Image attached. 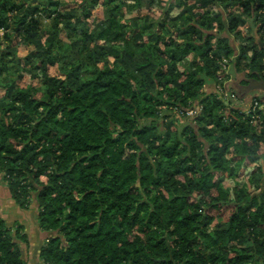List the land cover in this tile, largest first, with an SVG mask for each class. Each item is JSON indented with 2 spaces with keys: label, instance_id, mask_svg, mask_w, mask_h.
<instances>
[{
  "label": "trees",
  "instance_id": "trees-1",
  "mask_svg": "<svg viewBox=\"0 0 264 264\" xmlns=\"http://www.w3.org/2000/svg\"><path fill=\"white\" fill-rule=\"evenodd\" d=\"M44 1L41 8L0 0V26L12 30L0 38L1 63H11L0 67V87L7 90L0 98V175L22 209L37 198L39 225L49 234L43 263L264 264L263 173L245 162L264 146V132L257 134L242 109L222 106L216 94L202 100L203 81L192 70L177 89L168 85L184 73L172 77L160 64L159 89L152 92L125 70L101 68L100 43L126 42L120 23L111 18L90 32L81 7L68 13L56 0ZM223 1L241 4L249 16L263 6L261 0ZM43 13L54 18V33L40 57L26 62L43 85L20 89L16 47L43 40L37 17ZM249 41L236 59L239 71L263 67L264 50ZM206 46L212 48L208 76L216 78L232 50L223 41L215 47L211 36ZM166 47L161 56L174 49L185 55L191 45ZM54 64L58 75L45 76ZM196 102L204 115L195 124L180 115L167 121L174 108L186 114ZM259 115L264 125V109ZM229 169L232 188L222 180ZM22 245L29 246L24 227L0 216V264H28Z\"/></svg>",
  "mask_w": 264,
  "mask_h": 264
},
{
  "label": "crops",
  "instance_id": "crops-1",
  "mask_svg": "<svg viewBox=\"0 0 264 264\" xmlns=\"http://www.w3.org/2000/svg\"><path fill=\"white\" fill-rule=\"evenodd\" d=\"M27 3L40 5L45 7L48 2L44 0H23ZM63 4V12H77L76 10L84 11L86 16L84 22L87 25L88 31L95 32L98 28H105L110 24V19L114 18L125 30L126 42L118 41L117 46L110 47L106 42H101L96 48L98 60L102 59L98 64L101 68H115L125 70L136 76L141 84L152 92L159 89L161 71L160 64L166 67V72L173 77L175 72L181 71V79L178 81L172 78V83L168 87L176 86L180 89L182 79L192 70L197 79L202 80L203 84L200 87V98L203 100L216 94L217 79L213 76H208L213 67H207V52L212 50L208 46L204 47L209 37H212V44H219L220 41L227 43L231 48L232 53L227 58L230 60L226 80L228 89L235 94L236 108L245 110L244 104L251 102L255 98H260L264 101V58L262 60L263 67L252 65V70L239 71L236 67V59L242 54L243 44L250 39L249 47L256 46V49L264 50L262 45L260 20L256 18V14L249 16L242 9L241 4L233 3L232 1L224 2L223 0H56ZM116 7L117 10L116 11ZM121 10V11H120ZM38 19L41 22L40 30L43 32V40L36 41L32 45H23L16 47L17 58L21 63L19 71L20 78L16 79V86L20 89H28L30 86L34 88L42 87V79H33L31 70L26 62L30 57H40L41 51L45 50L47 44L54 33L56 22L54 18L47 14H38ZM237 18L240 20L237 24ZM236 20V21H235ZM237 22V23H236ZM5 28V27H4ZM6 32L1 39H5L7 32L12 30L5 28ZM196 32V33H195ZM192 34H196L192 36ZM62 39L67 41L65 33H62ZM18 42V39H17ZM8 43V42H7ZM166 43L176 45H191L187 54L179 49H174L171 56H163L168 52ZM201 48L193 49V46ZM145 46V48H142ZM152 48L147 50V48ZM230 50V51H231ZM248 50V49H247ZM158 51L159 60L155 62L154 52ZM209 51V52H210ZM134 53V54H133ZM160 53H163L162 56ZM55 55L57 52L55 51ZM174 56L182 61L176 63ZM192 65V67H190ZM6 69L11 66L10 61L6 65L1 63L0 67ZM104 66V67H103ZM58 64L48 65L45 76H57ZM204 68L205 72L201 70ZM189 69V70H188ZM45 70V67H44ZM5 70H2V72ZM167 87V88H168ZM7 93L6 89L0 87V98H3ZM244 103V104H242ZM198 110L204 105L202 102H196L194 105ZM180 108H174L176 113L171 114L167 121L179 120ZM182 111V110H181ZM197 117L185 116L186 121H192L202 118L204 112ZM2 119L6 124L11 120L8 117ZM261 119L253 123L257 134L264 132V125H261ZM259 123V124H258ZM208 129L213 128V125L207 126ZM226 139H222L224 144ZM259 150V151H258ZM251 156L245 160L246 168H254L260 166L263 177L261 184L264 187V146L259 147ZM240 169V168H239ZM245 168L242 167L241 172L245 173ZM231 175L233 170L229 169L223 182L230 188L234 187V182L231 183ZM258 183V176L255 177ZM264 191V188H263ZM0 216L6 222L13 226L14 224L24 227V234L28 236L29 246L22 245L24 257L28 264H44L41 259V249L44 247L49 238V234L43 231L39 225L38 202L34 195L33 203L29 209H22L11 198L7 184L2 175H0Z\"/></svg>",
  "mask_w": 264,
  "mask_h": 264
},
{
  "label": "built area",
  "instance_id": "built-area-1",
  "mask_svg": "<svg viewBox=\"0 0 264 264\" xmlns=\"http://www.w3.org/2000/svg\"><path fill=\"white\" fill-rule=\"evenodd\" d=\"M261 1L263 2V6L260 9H258V11H256L255 14H256V18L260 20L261 32L264 34V0ZM242 9H244L243 6ZM5 32H6L5 28L0 26V36H3ZM229 63L230 60L227 58H223L220 61V68L217 71V75H216V79L218 83L216 89V95L218 101L222 104V106L224 105L233 108L235 107L233 105L234 102L236 101V96L228 89L227 80L225 79L227 75ZM244 107L245 110H243V112H245V114L252 119L253 123L257 122V120L260 119L259 111L264 109V106L260 102V99L257 98L253 99L249 103H245ZM199 109L200 110H198L197 108L191 109L188 112H186V114L179 109H177V111H179V113L182 116L188 115L189 117H197L199 116V114L202 113L203 107L201 106Z\"/></svg>",
  "mask_w": 264,
  "mask_h": 264
},
{
  "label": "rangeland",
  "instance_id": "rangeland-1",
  "mask_svg": "<svg viewBox=\"0 0 264 264\" xmlns=\"http://www.w3.org/2000/svg\"><path fill=\"white\" fill-rule=\"evenodd\" d=\"M242 104H244V103H242ZM182 112H184V111H182ZM184 113H185V112H184ZM170 114H174V115H176V113H175L174 110H171V111H170ZM179 115L182 116L181 114H179ZM168 120H169V119H168ZM166 122H167V121H163V120H161V123L164 124V127H165V125H166ZM167 126H171V125L169 124V125H167ZM167 131H168V130H167ZM167 131H166V132H167ZM27 237H28V236H27ZM28 240H29V239H28ZM29 244H30V243H29Z\"/></svg>",
  "mask_w": 264,
  "mask_h": 264
}]
</instances>
